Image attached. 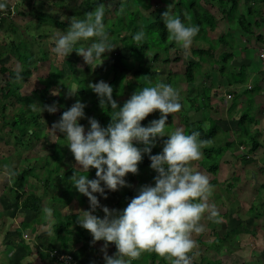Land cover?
<instances>
[{"label": "clouds", "instance_id": "clouds-1", "mask_svg": "<svg viewBox=\"0 0 264 264\" xmlns=\"http://www.w3.org/2000/svg\"><path fill=\"white\" fill-rule=\"evenodd\" d=\"M6 2L0 0V11L6 8ZM14 6L10 10V19L16 15ZM110 6V3L100 2L83 17L61 16L62 22L68 19V27L64 31L56 29L51 36L53 57L58 62L66 61L75 52L85 65L100 66L105 54L116 48L109 42L110 33L104 23L105 10ZM170 6L161 16L164 29L183 55L188 56L200 31L199 25L186 24L170 13ZM132 39L144 41L145 31L142 28L136 31ZM260 72L264 73V70ZM87 87L97 97L98 107L109 115V123L101 126L95 118L86 117V105L76 100L53 122L50 130L56 138L55 133L59 132L67 142L66 147L74 160L68 183L88 201L87 210L77 211L76 223L91 235L93 244L103 242L100 251L104 264H133L146 251L163 257L170 264H191L189 254L195 247L192 234L204 230L200 223L202 218L217 216L216 206L210 202L212 185L205 174L193 170L191 163L201 158L202 149L209 141L200 139L197 131L185 134L177 128L165 132L168 117L182 107L179 92L169 84L156 82L142 87L122 105L113 99V88L104 80L89 82ZM75 93L68 91L67 96ZM52 95H59V92L54 91ZM230 99V95L225 97L227 101ZM29 107H38L41 113L46 111L50 115L58 111L55 102L43 106L30 104ZM154 112L160 114L159 118L142 125L141 122ZM84 119H87V130L80 123ZM165 137L161 151L151 154L157 141ZM251 144L242 142L237 148L238 159L245 162L242 166L248 163L249 155L259 149L250 153ZM144 156L155 173L153 183L140 186L123 209L110 210L102 206L98 197L107 199V192L130 187L126 177L138 173V165ZM90 169L95 170L93 179L88 178ZM5 174L8 177L15 175L11 169L5 170ZM98 209L103 213L102 217L96 214ZM42 211L48 217L53 214L48 207ZM109 245L115 246L111 256L107 253ZM62 255L70 256L72 263L78 264L72 254L62 252ZM100 258L98 253L93 256V261L101 263Z\"/></svg>", "mask_w": 264, "mask_h": 264}, {"label": "trees", "instance_id": "trees-1", "mask_svg": "<svg viewBox=\"0 0 264 264\" xmlns=\"http://www.w3.org/2000/svg\"><path fill=\"white\" fill-rule=\"evenodd\" d=\"M39 1L40 0H22V3H24V5H37ZM60 1L62 2V0ZM100 2H103L105 5L110 3L111 5L105 10L104 23L106 31L110 33L109 42L116 48H114L110 53H106L103 63L96 68H94L95 65H92L90 67L87 65H83L82 69L77 66L76 75L78 74L80 76L78 77L79 79L75 81V88H77L78 85L81 91H76L75 97L77 99L80 95L84 100H82L86 105L84 110L86 112L92 113V118H95L101 124V126H106L109 123L110 117L106 111H102L98 107L97 97L94 94L91 95V99L93 98V100H90V96L88 97L89 100L86 97V95L91 92L88 88H85L89 82L95 83L97 81L104 80L109 85H111L113 88V99L116 100L118 105H122L123 102L126 101L134 91L139 90L140 88L145 86H150V84L163 82L171 86L176 85L174 84V81L177 83L175 77L178 75L174 77V75L169 73V78L164 82V80L161 79L160 73H155L156 70L152 72V67L155 64L159 63L160 60L166 65L169 64V56L171 54V51H173L175 48L176 43L168 38V34L164 29L161 20L162 14L166 12L168 10V6L171 5L169 8L170 13L179 16L181 20L186 24L199 25L200 28V31L194 38L193 44L191 46V54L190 56H188L190 57V60L186 61L184 70L182 74H180L184 84L186 86L193 85L197 81V79L200 78L198 75H200L201 73V65H205L206 63H208V61H211L209 71H205L201 77L203 87L199 92L200 94L197 93L195 98L189 97L186 93V101L189 102L191 111H193L194 114L191 117L183 119L182 131H184L185 134H190L193 131H197L200 133V139L209 141V143L202 149V161L211 159V153H213L214 151L219 153L220 157H223L222 151H226L229 146L231 147L232 145L237 144L236 148H238V146L242 144L241 141L237 143L233 141L230 144L226 143V145H224L222 148H219L218 150L208 148L206 149V147L209 146L212 141L217 138L218 131H221V128L219 126L220 120L218 121L215 118L208 116V113L212 111V94L215 92V90L227 89V94L231 96V99L229 100V113L232 109L237 108V100L241 97L237 94V90L235 91L230 88L224 87V78L221 74V71H223L230 65L229 63H236L235 59L237 56L234 54V52L237 51V49L234 50L235 47L233 46V44L229 43L233 41L227 40L228 38L231 39L232 32L226 30V32L224 33H217L216 30L219 23L223 25L226 24L228 27L235 25L238 30L237 32L239 36L242 37L239 40L241 41V39H244L243 43H245V41L249 39V46L252 45L257 48L256 53H252L250 58L251 60L258 59L260 66V50H264V32L263 34H261L262 31L258 30L260 28L258 18H262V15L264 14L263 9L260 8L261 6L264 8V0H243L242 5L244 8L242 13L240 12L239 6L241 4L240 0H83L82 5L84 9L82 13L79 8H74L71 11V16L83 17L85 13L93 11L97 4ZM67 5L68 2H66L63 7L65 8L67 7ZM18 6L17 4L16 6H14L15 13ZM9 7H6L4 10L0 11V28L3 27L4 23H7V21L12 19H10L11 12L9 10ZM214 11L220 14L219 21H217V19L214 17ZM35 12L36 10L35 8H33L32 13ZM43 16L45 15H42L41 13H39L38 17L35 16L37 18V21H39V24H41V22L43 23V21L48 22L51 19L52 22L56 26H58L57 28H60V31H64L68 27V22H62L61 19H59L61 21L60 22L58 20L52 19L49 16ZM10 24L12 25V29L15 30L16 25H13V22H10ZM141 28L146 33V39L142 42H136L132 39V35ZM44 34L46 35L48 33L45 32ZM210 34H217V36L215 39L210 40ZM21 36L22 35H20L19 38H21ZM25 36L27 38L29 37L27 35ZM29 38L30 42L31 40H35V38ZM22 42L18 43L19 52L18 50L15 52V50L17 49L16 45H13V43L9 45L10 55L11 52H18L17 59L20 69H18L17 71H13L10 68L0 66V77L2 78L3 76L7 75V77L3 79V84L1 83L2 85H0V109L1 115L4 114V112L8 108V106L4 105V103L9 105V102H11V100L21 105V107L15 114L16 121H14L15 119H12L10 125H8V128H10L12 132L14 130L18 131L20 137L17 139L19 140V143L16 144L19 145L23 143L21 146L19 145V147H25L27 149V143L29 142V139L39 141L41 137L44 136L43 129L41 128V124L39 122V119L42 118V116L41 114L30 108L29 105L37 102L38 104L43 106L51 105L55 102L58 107L57 113L55 115L52 114L44 116L45 121L51 123L52 119L56 121L59 119L61 113L67 110L68 107H70V103H67V101H65L64 95L62 94V87L59 84V82L63 81L64 74L54 65H49L48 72H46V74L48 75L46 83L47 85L43 90H47V92L42 91L41 89H37L32 92L30 97L21 95L22 85L20 83V79L24 78L25 73H35L38 70L42 69L43 65H40V63L36 60L35 55L31 52V44H29V42L27 41L23 43ZM212 43L216 44V46L218 47L213 48L211 45ZM237 44L240 45L237 48H245V46H242L240 43L237 42ZM222 49H225V51L222 52ZM114 50L116 51V53L114 52ZM227 50H230V52L228 53ZM246 51L250 52L251 50L246 49ZM246 51L245 58H243V60L241 61L240 67L243 66L244 59L246 61H249V54ZM174 52H180V54L182 53L181 49ZM4 55L5 53L0 52V59ZM220 59L221 61H219ZM176 61L177 59L175 60V62ZM218 63H221L223 65L220 70L217 69V67L219 68ZM225 64H227L228 66L225 67ZM213 66H216V68L213 69ZM238 72V74L240 75L242 70L240 69L238 70ZM18 75L20 77L19 79L17 78ZM40 81H42L41 78L38 80V84L42 83ZM83 81L85 83H83ZM226 82L227 84L229 83L233 85L238 83V81H234L233 83H231L230 79H228ZM243 83V80L239 81V84ZM238 87L243 86L238 85ZM49 89L58 91L59 95H52ZM85 89L87 90V92H85ZM244 92L248 93L247 99L244 97V104H246L247 107L246 109L242 110L243 112L241 111L242 113L240 112L239 119L237 120L236 124L239 130V137H247L250 139L252 143L250 153H254L258 149L259 145L257 144V141H255V137H251L250 132H248V127L254 124V119L249 112L251 109L249 93H257L259 92V89H252L251 87L249 89L248 86ZM28 114L29 116H26ZM159 115L160 114L158 112L150 114L145 118L144 121L141 122L142 125H146L153 119H158ZM20 120H22V124ZM17 122H19V124H17ZM204 122L207 123L206 127L203 125ZM28 132H31V134H29ZM24 137H27V143H25L26 141L23 139ZM57 137L59 139L57 138V140L53 143L52 154L46 156L45 159H43L37 166L39 168V171H41L40 173H42L44 170L47 172L44 180L40 179L45 188H57V186L54 184L57 183V180L59 178L58 173L60 171V164L66 150L65 148L67 142L63 140V136L58 132ZM160 151L161 150L159 149V147L156 146L152 149L151 154L154 155L159 153ZM16 156H20L19 153L16 154ZM149 164L150 161L148 160L147 156H144L142 162H140L138 165V171H142L143 169L150 172V174H147L148 179H153L155 173L151 172L152 170L150 169ZM216 166L217 164L208 166V169L206 171L209 176L213 177L217 174ZM35 168L36 166L26 168L24 171H21L22 176L20 180L24 181L27 179V177H32V173L35 172ZM71 175L72 169H69L62 178V182H65V180L68 181V178ZM94 175L95 170L90 169L88 178L91 179ZM36 181L38 182L39 180ZM127 189H122L116 192H107V199L98 197L100 204L104 205L111 200L113 201L112 205L114 209H123L126 206L127 202L134 195H136L138 188L134 187L128 190ZM13 192L17 196L16 198H20L24 194V192L21 194L19 193V191L16 192L14 190ZM51 202L55 203V205L56 203L61 205V208L65 207L68 204L67 201H61L60 197L51 198ZM21 204L23 210H28L36 214L42 213L40 209V200L33 194L25 197L23 203ZM249 212L250 214H253V208H249ZM98 213V216H101L102 213L99 211V209ZM69 215L70 214L68 212L67 215L65 214L64 216H61L57 209L55 212H53V216L55 218L53 227V241L58 244L61 250L63 249L64 251L68 247V245L71 244L72 239L78 238V240L87 241V238L90 237V234L75 222L78 215ZM202 235L203 234L198 235L196 243L198 245H203L208 249H211V247L216 246L222 241L216 235H214V240L212 242L204 243L201 241ZM100 243L103 244L102 241H100ZM50 248L46 247L45 249L46 251H49ZM108 250L112 255L115 252V246L109 245ZM50 251L54 252V250ZM55 252L57 253V255H62L61 251ZM45 258L49 259L52 264H60L54 257L49 258L48 254H46ZM201 259L203 261L206 260L203 257ZM168 263L170 262L163 257H159L157 254L147 251L142 253V255L138 259L133 261V264ZM209 264H220V260H209Z\"/></svg>", "mask_w": 264, "mask_h": 264}, {"label": "rangeland", "instance_id": "rangeland-1", "mask_svg": "<svg viewBox=\"0 0 264 264\" xmlns=\"http://www.w3.org/2000/svg\"><path fill=\"white\" fill-rule=\"evenodd\" d=\"M11 4H13L15 1L18 0H8ZM63 2V3H62ZM62 2L60 0H40L37 5H28L26 4V10L27 15H23L22 17L17 16V14L7 23L3 24V27L0 28V52L5 53V55L0 59V66H4L7 68H10L13 71H17L20 69V66L18 64V52H19V42H29L31 44V52L35 55L36 60L42 65V69L38 70L37 72L32 73H25L24 78L20 79V83L22 85L21 87V95L30 97L33 91L37 89H41L42 91L47 92V90H43L46 87L47 83V74L49 65L56 66L59 70H61L64 74L63 81L59 82L60 86L62 87V94L64 95L65 101L67 103H70V106L72 103H74L77 99H79L80 102L84 103L83 99L79 95V97L76 99V95L71 97L67 96L68 91L70 92H76L81 91L80 87L75 85V81L78 80L80 75H76L77 72V66L82 69L84 62L83 59L79 56H77L75 53H72L69 57H67L66 61H57L53 55L50 52L51 48V36L56 32V29L59 30L60 28H57L52 20L50 19L48 22L43 21L41 24H39V21H37L39 13L42 15H45L46 17H51L52 19L58 20L61 19V16L65 18H71V11L74 8H79L81 13L83 11V0H65ZM68 2L67 7H63V5ZM241 4L240 6V12H243V0H240ZM61 5V7H60ZM24 6V3L22 4ZM35 8L36 12L32 13V9ZM261 9L264 8L261 6ZM74 12V11H73ZM32 13V14H31ZM214 17L217 19V21L220 20V14L216 11L213 13ZM43 16V17H45ZM40 19V18H39ZM43 20V19H41ZM17 25L18 31L16 34H12L9 30V23L13 22ZM258 21L260 23L259 31H262L261 34L264 32V14L262 15V18H258ZM17 22V23H16ZM61 22V21H60ZM63 22H68V19H65ZM40 25V28L39 26ZM226 30H229L232 32L231 40L233 42H229L230 44H233L235 47L234 50L237 49V51L234 52V54L237 56L235 61L236 63H229L228 66L225 64V68L223 71H221V74L224 78V87L230 88L232 90H237V94L241 96V101L238 102V106L240 108L244 107L245 99H247L248 93L244 92L245 89L251 84L252 82V69L257 71L260 69L262 71L264 69V64L261 62V66H259V60L253 59L252 61V69L251 65H249V61H246L244 59L243 66H241V61L243 58H245V51L251 50L250 52H247L249 54V58L252 55V53H256L257 48L254 46H249V39L244 42V39L239 40L242 38L238 34V30L236 26L228 27L226 24L223 25L221 23L218 24V28L216 30L217 33H224ZM25 34H24V33ZM47 32L48 34H44ZM19 35H22L21 38H19ZM25 35L35 38V40L29 41ZM217 34H210L209 38L210 40L215 39ZM39 37V38H38ZM234 40H233V39ZM22 42V43H23ZM236 42V43H235ZM240 43L242 46H245V48H237L240 45L237 44ZM16 45V50H18L17 53L11 52L10 55V48L9 45ZM28 44V43H26ZM213 48H217L216 44H211ZM40 47V48H39ZM220 47V46H219ZM254 48V49H252ZM219 49V48H218ZM180 48L177 44H175V48L173 51H171V54L169 56V64H164L161 60L159 63L155 64L152 67V72L156 70L155 73H160L161 79L167 81L169 78L168 74L171 73L174 75L175 80L174 81L175 86H172L174 89H176L179 92L180 95V102H181V110L177 113H173L172 117L169 116L167 120V128L165 130L166 133H170L174 131L175 129L179 128L182 130L183 127V119L187 117H191L194 113L191 111V107L189 102L186 101L187 94L189 97H195L197 93H199L203 87V82H201V77L205 71H209L211 61H208L205 65H201L200 69V75H198L200 78L197 79V81L193 85L186 86L184 82L182 81V78L180 74H182L184 70V65L186 64V61L190 60V55L184 56L183 53L180 54L176 53L174 51H179ZM253 50V51H252ZM222 52L225 51V49L221 50ZM116 53V51L114 50ZM227 52L229 53L230 50ZM222 54V53H220ZM218 54V55H220ZM244 55V56H243ZM242 57V58H241ZM177 61L175 62V60ZM221 61V59L219 60ZM37 62V63H38ZM219 68L218 70L222 68V64L218 63ZM249 67V68H248ZM216 66H213V69H215ZM242 70L241 74L239 75L238 70ZM21 71V70H19ZM243 73V74H242ZM7 77V75L0 77V85L3 84V79ZM41 78L42 83L38 84V80ZM230 79L231 83L234 81H238L235 85L233 84H227V80ZM243 80V84H239V81ZM2 83V84H1ZM83 83H85L83 81ZM118 83V82H117ZM238 85H242L243 87H238ZM44 87V88H43ZM85 88H88L87 86ZM82 89V88H81ZM51 91V94L54 92V90L49 89ZM48 90V91H49ZM227 89H218L215 90V92L212 94V111L208 113V116H211L215 119H225L227 117V112L229 108V101L225 100V97L228 96ZM85 92L87 90L85 89ZM187 93V94H186ZM87 94V93H86ZM93 93L89 92L86 97L90 96ZM200 94V93H199ZM254 96V94L252 93ZM201 96V95H199ZM243 96V97H242ZM251 96V93H249V97ZM36 98V97H35ZM196 98V97H195ZM264 99V98H263ZM83 100V101H82ZM89 100V99H88ZM243 101V102H242ZM262 101V100H261ZM264 101V100H263ZM10 104H5L8 106L4 114L1 115V109H0V144L4 143L6 140V143L9 147H12V151L10 154L7 153V158L5 159L6 162V169H11L15 175L8 177L5 174V171L0 169V179L6 180L8 186L5 184H2L4 186L3 195L5 198L9 199L12 203L16 200V195L14 194L13 190L19 193H23L22 198L24 195L33 194L37 197H40L41 204L43 207H46L47 201L51 200L53 197H60L61 201H67L68 204L63 208L61 211L62 214H69L71 216L79 215L77 211L79 210H87L88 209V201L87 198L80 195L78 192L75 191L74 188L68 183V181L65 180V182H62V178L64 177L65 173L72 169V165L74 164L73 157L71 156L68 148L66 147L65 153L63 156V159L60 164V171L58 173L59 178L57 180V183L54 185L56 187H44L42 184V181L40 179L44 180L45 175L47 172L44 170L42 173L39 171V168L37 167L40 162L45 159L46 156H49L52 154V146L53 143L57 140L55 136H53L51 130V125L56 120H51V123H48L45 121V115H50L48 112H42L38 107H33L32 109L35 110L37 113L41 114L42 118L39 119L40 126L43 129L44 136L39 141H34L29 139V142L27 143V137H24L23 139L27 143V149L19 147L21 144L17 140L20 136L18 131L14 130L11 131L10 128H7L8 125H10L12 119H15V114L17 110L21 107L20 104L15 103L11 100L9 102ZM44 103V102H43ZM1 104V103H0ZM34 104H38L35 102ZM3 105V104H2ZM40 105V104H39ZM246 106V105H245ZM254 107V105L251 104V107ZM247 107V106H246ZM27 109V108H26ZM85 112L86 117H92V113ZM243 112V111H242ZM57 113V112H56ZM55 113V114H56ZM157 113V112H156ZM54 114V115H55ZM26 116H29L26 115ZM44 118V119H43ZM22 124V120H20ZM46 122V124H45ZM227 122V121H226ZM80 123L85 126V129L87 130V119L81 120ZM19 124V122H17ZM203 125L206 127L207 123L204 122ZM237 126V124H236ZM29 133V132H28ZM57 133L55 135L57 136ZM235 133H231L229 131V135L226 134V129L222 132L218 131L217 138L212 141V143L206 147V149H214L218 150L219 148H222L225 143H232L233 140L237 139V135ZM255 139L257 143L259 144L260 149L256 151V156L249 155L248 160H246L248 163L244 165L245 169L242 168L241 164L243 163V160L238 159V155H236L237 148L236 144L229 146L226 151H222L223 157H220V154L214 151L211 153V159L207 161H202L203 157L198 161L191 162L193 165L194 171H200L203 174H205L209 180V183L212 185V196L210 198V202L215 204L216 210H217V216L214 218H207L205 216L201 220V224L204 227V230L201 233H193L192 239L195 241V247L192 250V252L189 254L191 256V264H209L210 261H218L220 260V264H264V218L260 216V213H264V210H259V202L264 198V183H262L260 186H257V190H252L249 188L250 185H254V181H251L249 179V176H253L252 173L256 172V167L252 159H258V157L263 160L264 162V131L261 129V127L257 126V131L255 133ZM232 138V139H231ZM165 138H161L157 141V147L161 150L162 144L164 142ZM3 140V141H2ZM242 142H244L246 145H250V139L247 137L240 138ZM26 146V145H25ZM204 148V147H203ZM19 153V157L16 156V154ZM5 157L2 156V158ZM1 162V161H0ZM217 164V174L215 176H209L207 173L208 166ZM35 172L32 173V177H27L26 180L22 181L21 178V171H24L26 168L34 167ZM262 167H259L260 169L264 170V165H261ZM247 167V169H246ZM248 170V171H246ZM153 172V171H151ZM263 172V171H262ZM150 172L143 170L138 171L136 175L129 174L126 177L127 183L130 185V187L123 188V190L131 189L134 187L139 188L142 185L146 184H152L153 179H148V175ZM95 178V175L92 176L91 179ZM36 180H39L38 182ZM10 183V186H9ZM66 183V184H65ZM65 184V185H64ZM226 184V185H225ZM53 185V184H52ZM228 185V188H226ZM22 186V188H21ZM66 186V188H65ZM18 189V191H17ZM127 189V190H128ZM122 190V189H121ZM250 191V192H249ZM259 200V202L257 201ZM84 204H83V202ZM253 204V215H250L249 213V206H251V202ZM80 202V204H79ZM83 204V205H82ZM113 201H108L102 206H107L110 210L114 209L113 207ZM263 206H264V199H263ZM262 206V208H263ZM49 207V206H48ZM56 207V206H55ZM58 208H61L58 206ZM122 208V207H121ZM264 209V208H263ZM102 213V212H101ZM97 215H99L97 210ZM69 215V216H70ZM103 213L101 214L102 217ZM225 215V219L223 216ZM258 215V216H256ZM222 218V219H221ZM232 218H238L236 219V222L239 223V225L234 226L235 219ZM233 220V225H232ZM72 222V221H71ZM76 222V220H75ZM251 222V223H249ZM262 222V223H261ZM244 224H254L251 227L249 225V231L246 232L245 225ZM256 224L262 225L259 229L257 228ZM70 231V230H67ZM231 231V232H230ZM252 231V232H251ZM199 234H203L201 236V241L204 243H209L214 240V236L216 235L221 241L217 246H214L213 249L205 248L203 245H197L196 239ZM89 241H92L91 235L89 238ZM91 239V240H90ZM94 245V244H93ZM100 245V244H98ZM95 246V245H94ZM102 246V245H100ZM98 251L95 249L94 255H97ZM206 259L203 261L201 258ZM170 264V263H168Z\"/></svg>", "mask_w": 264, "mask_h": 264}, {"label": "crops", "instance_id": "crops-1", "mask_svg": "<svg viewBox=\"0 0 264 264\" xmlns=\"http://www.w3.org/2000/svg\"><path fill=\"white\" fill-rule=\"evenodd\" d=\"M16 4L17 6L19 5L16 10L17 16L22 17L23 15H27L26 7L25 5L22 6L23 3L21 0L15 1L13 4H11L7 0L6 7L10 6L9 10H11L12 9L11 7L13 5L16 6ZM8 25L10 27L9 30H11L10 32L12 34H16L18 31V27L14 23V21H13V25H16L15 30L12 29V25L10 23ZM38 26L40 28V25ZM252 61L253 59L251 60V58H249V65H251V69H252ZM251 77H252L251 79L252 82L251 84H249V89L250 87L252 89L253 88L259 89V92L257 93L252 92L254 96L251 93V96L249 97L251 104L254 105V107L252 106L249 111L252 118L254 119V124L248 127V132H250L251 137H255L254 135L257 131V126L261 127V129L264 131V101H263L264 100L263 99L264 98V73L260 72V70L255 71L252 69ZM241 99L242 98L238 99L237 101L240 102ZM245 105L246 104H244V107L240 106V108L237 105L236 109H232L230 113L227 112V117H225V119H218V121L220 120L219 126L222 132L225 129H226V134L228 135H229V131L231 133L236 132L235 135H237V139L233 140L235 143L240 141L239 130L236 126V123H237V120L239 119L240 112L246 109ZM29 134H31V132H29ZM4 143H6V140L4 141ZM4 143L0 144V161H1L0 169H2L3 171H5L6 169V165L4 163L6 162L5 159L11 152H13L12 147H9L7 149L9 145L4 144ZM7 153L9 154L6 156ZM4 154H5V157L2 158ZM255 156H256V153L254 154V157ZM262 161L263 160H261L259 157L258 159L256 158V160L253 161V164L256 167H258L256 169V172L252 173L253 176L252 177L251 175L249 176V179L251 181H254V185L252 184L249 186V188L252 189L253 191L257 190L256 189L257 186H260L262 183H264V170L259 168V167H262L261 166L262 164L264 165V162ZM242 168L245 169L244 166ZM6 183H7L6 180L0 179V264H52L49 261V259L45 258L46 254L51 252L50 250L70 253L73 255V257L75 258L78 264H97L93 261V253H95V249H96L100 257L102 258V253L100 251L101 249L100 245L102 244L100 242H96L94 246L92 241H86V240L81 241V240H78V238L73 237L74 239H72L71 244L68 245L65 251L63 249L61 250L58 244L53 241V238H54L53 227H54L55 218L53 214L51 217H48L42 211L43 208L45 207H43V205L41 204L40 197L36 196L40 200V209L42 213L36 214L28 210H23L21 203H23L24 198L29 196L30 194L24 195L23 198L22 197L16 198L15 202L12 203L11 201H9V199L5 198L2 192L4 191V186H2V184H5L6 186H8V184ZM9 186H10V183H9ZM226 188H228V185ZM261 199L262 200L260 202L259 200H257L259 202L258 208L260 212L261 210H264L263 209L264 208L263 206L264 198L261 197ZM46 205H47L46 207L49 206L48 208H51L53 212H55L57 209L61 216L65 215L61 213L64 207L58 208V206L61 207V205L57 203L55 205V203H52L51 200L47 201ZM250 205L251 206H249V208H253L252 202ZM250 215H253V214H250ZM260 216L264 218V213H260ZM223 218L225 219V215L223 216ZM232 219H235L234 224L236 225L234 226L239 225V223L236 222V219L238 218H232ZM232 225H233V220H232ZM244 225L246 226L245 227L246 232H248L250 230L249 225H251L250 228H252L254 224H244ZM256 226L259 229L262 225L256 224ZM263 228H264V223H263ZM46 247H49V248L51 247V248L49 251H46L45 249ZM213 248L215 247H211V249ZM107 253L108 255L111 256V252L108 250V248H107ZM98 264H104L103 258H102V262Z\"/></svg>", "mask_w": 264, "mask_h": 264}, {"label": "built area", "instance_id": "built-area-1", "mask_svg": "<svg viewBox=\"0 0 264 264\" xmlns=\"http://www.w3.org/2000/svg\"><path fill=\"white\" fill-rule=\"evenodd\" d=\"M260 59L264 62V50L263 49L260 50ZM48 255H49V258L54 257L57 260V262L60 264H73L72 258L70 256L57 255L55 252H51ZM62 258H67V259H62Z\"/></svg>", "mask_w": 264, "mask_h": 264}]
</instances>
